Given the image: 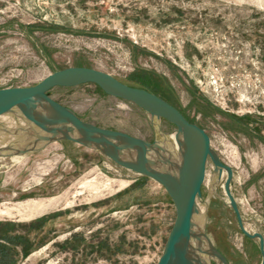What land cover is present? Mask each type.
Returning <instances> with one entry per match:
<instances>
[{
    "label": "rangeland",
    "instance_id": "374dc122",
    "mask_svg": "<svg viewBox=\"0 0 264 264\" xmlns=\"http://www.w3.org/2000/svg\"><path fill=\"white\" fill-rule=\"evenodd\" d=\"M74 65L131 86L149 81L203 128L233 168L244 226L264 236V0H0V88ZM51 96L98 126L174 143V124L96 84ZM18 111L0 117V149L34 143ZM226 177L209 158L195 221L228 264H261L259 240L243 234L229 205ZM84 182L91 188L80 189ZM62 194L61 206L40 215L0 216V244L15 243L0 264H157L176 217L157 181L68 139L0 156V209Z\"/></svg>",
    "mask_w": 264,
    "mask_h": 264
},
{
    "label": "water",
    "instance_id": "95a60500",
    "mask_svg": "<svg viewBox=\"0 0 264 264\" xmlns=\"http://www.w3.org/2000/svg\"><path fill=\"white\" fill-rule=\"evenodd\" d=\"M86 83L96 84L106 94L131 101L151 116L164 118L176 126V140L182 159L177 181H173L168 172L159 169L146 157L148 149L158 143L150 144L126 132L104 128L83 120L51 96V91L56 87H73ZM39 107L43 109V113L38 111ZM16 108L20 109L26 120L40 128V131L50 133L52 136L63 135L57 139L41 136L46 143L58 139L78 142L100 151L122 167L154 179L165 188L175 205L176 217L157 264H208L190 249L189 240L198 199L202 195L207 161L210 158L220 173L226 171L224 190L229 205L235 212L243 234L259 240L261 264H264V236L260 232L252 233L244 226L238 202L231 189L233 168L225 164L212 149L205 130L191 122L164 98L146 89L128 85L102 70L74 65L48 74L35 85L0 88V117ZM73 131H78L80 136H73ZM136 146L138 157L130 159L122 154L124 150L134 149ZM2 150L5 149H0ZM30 150L32 149L23 148L17 150V153L8 152L0 156L22 154ZM205 236L207 237L206 234ZM207 239L214 253L228 264L224 256L215 249L212 241L208 237Z\"/></svg>",
    "mask_w": 264,
    "mask_h": 264
},
{
    "label": "bare ground",
    "instance_id": "6f19581e",
    "mask_svg": "<svg viewBox=\"0 0 264 264\" xmlns=\"http://www.w3.org/2000/svg\"><path fill=\"white\" fill-rule=\"evenodd\" d=\"M15 110V109H14ZM38 111L40 113H43V109L39 107ZM18 115L21 117V119L24 121V130H28L30 134L28 136H32L31 134L36 135L34 143H30L29 145H26V148L30 149H36L39 148L40 146L44 145L47 141L44 140L41 136H46V138H52V139H57L62 137V134H57L55 136H52L50 133L42 132L40 130H37L34 128L33 124H31L26 118L23 116L21 112L18 111ZM8 114V113H6ZM2 115L3 117L6 115ZM8 119V118H7ZM6 119V120H7ZM10 119V118H9ZM4 120V121H6ZM13 123V122H12ZM8 124V123H7ZM13 125V124H12ZM20 132V130H19ZM73 136L79 137L80 134L78 131H73L72 132ZM173 139V138H172ZM138 146V145H137ZM137 146L134 149H126L122 152V154L126 158H134L138 157L139 154L137 153ZM22 149L23 147H13L9 149H5L0 151V154H6L8 152H13L17 153V150ZM146 157L148 158L149 161L154 163L159 169L164 170L168 172L173 181H177L179 176H180V170H181V164H182V159L180 156V152L178 149V143L176 140V134L174 135V143L173 144H162L158 143L157 145H154L148 149L146 152ZM225 174V173H224ZM126 182L121 183L120 186L125 185ZM93 185V184H91ZM105 186V185H104ZM80 189H83L85 187H90L87 182L81 183L78 186ZM106 187V186H105ZM91 188V187H90ZM82 190L79 191L81 194ZM93 193V192H92ZM100 195V194H99ZM65 198V195H59V196H53L49 197L46 199H40V200H29L26 202H22L19 205V208H10V207H3L0 209V216L2 215H7L10 216L12 215L13 212L21 214V217L27 215L25 218H30L36 215H40L42 213H45L51 209L57 208L62 205V199ZM71 202H68L66 204L69 205ZM190 249L197 254L198 257H200L202 260L205 261V263L211 259L215 260L217 264H225L215 253L212 248L211 243L207 239V237L204 234V221L196 222L195 217L193 219L192 223V228L190 232Z\"/></svg>",
    "mask_w": 264,
    "mask_h": 264
},
{
    "label": "trees",
    "instance_id": "16d2710c",
    "mask_svg": "<svg viewBox=\"0 0 264 264\" xmlns=\"http://www.w3.org/2000/svg\"><path fill=\"white\" fill-rule=\"evenodd\" d=\"M54 71H56V70H54ZM134 87H136V86H134ZM138 87L139 88L146 89V90H148L150 92H153V93L159 95V93L156 90V87L154 85H152V83L149 82V81L141 82V84ZM159 96L162 97L161 95H159ZM9 243L11 244V246H9V247L8 246H5L3 244H0V257L2 259L4 258V260L5 259L7 260L9 258L11 259L12 253L15 252V251H13L14 250L13 247L15 246V243H13V242H9Z\"/></svg>",
    "mask_w": 264,
    "mask_h": 264
}]
</instances>
